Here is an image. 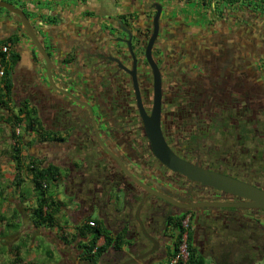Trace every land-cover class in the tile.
I'll return each instance as SVG.
<instances>
[{"label":"flooded vegetation","instance_id":"af4514ba","mask_svg":"<svg viewBox=\"0 0 264 264\" xmlns=\"http://www.w3.org/2000/svg\"><path fill=\"white\" fill-rule=\"evenodd\" d=\"M164 1L45 3L36 15L38 38L56 91L45 90L46 62L36 49H24L5 30L15 41L10 61L19 47L30 57L11 74L18 110L35 125L39 144L52 148L51 163L66 169L64 189L83 204L82 215L96 211L116 240L137 241L130 254H146L144 264L169 261L183 236L187 250L212 264H227L240 250L262 259L264 210L229 207L248 201L168 169L154 155L147 129L156 119L175 157L264 191V48L259 38L235 31L226 14L209 15L231 4L246 11L264 0ZM176 8L187 11L169 14ZM109 182L121 193L124 219L109 218L103 190ZM125 222L130 228L121 231Z\"/></svg>","mask_w":264,"mask_h":264},{"label":"crops","instance_id":"0c3cea01","mask_svg":"<svg viewBox=\"0 0 264 264\" xmlns=\"http://www.w3.org/2000/svg\"><path fill=\"white\" fill-rule=\"evenodd\" d=\"M46 10L48 12L50 8L47 7ZM249 10L244 13L245 19L250 22L254 18V12H257L255 20L262 23L259 25H262L263 31L258 40H261V47L263 45L264 48V4L251 6ZM62 18L65 19V14ZM8 40L6 32L0 30V43H7ZM14 43L12 40L11 45ZM23 48L31 51L29 46ZM26 52L19 47L15 54L16 61L9 59L4 66L5 79L10 82V93L8 99H0V244L1 241L6 242L9 239L22 242L13 245L15 249L9 251L11 262L7 263L36 264V257L40 255L41 264H119L120 261L116 262L115 259L120 242L116 240L113 228L98 218L96 211L82 215L83 204L64 189L66 169L51 163L52 148L39 144L35 125L29 122V128V123L25 122L18 110L17 97L14 96L15 87L18 86L15 84L16 80H12L11 74L15 69L19 68L21 72L25 69L30 61ZM262 53L264 54V50ZM37 84L42 88L44 83L39 81ZM3 85L0 80V89L4 93ZM23 95L21 93V97ZM16 118L21 122L16 123ZM6 123H9L8 126ZM16 128H19V134L15 133ZM14 146L19 149V169H16L12 160ZM31 162L35 166L54 167L58 172L55 179L49 181L51 184L48 182L43 186L42 196L34 190L32 175L27 168ZM51 185L53 188L50 191ZM42 199L45 205L42 207V219H38L34 211ZM90 221L94 222V227L88 226ZM10 228L16 231L8 236L6 233ZM92 239L94 247L88 250ZM25 242H29L28 245ZM43 256L49 263L42 262ZM130 257L131 254L128 255ZM125 258L121 261L126 260ZM111 259L115 261L112 262ZM5 263L6 259L0 257V264ZM166 263L168 261L164 264ZM204 264H207L206 260Z\"/></svg>","mask_w":264,"mask_h":264},{"label":"water","instance_id":"95a60500","mask_svg":"<svg viewBox=\"0 0 264 264\" xmlns=\"http://www.w3.org/2000/svg\"><path fill=\"white\" fill-rule=\"evenodd\" d=\"M56 1L59 0H0V30H13L11 36H16V43L18 45H21L22 47L33 46L34 49H36V51L38 52L39 56L43 58V60L46 62L47 91H49L50 89H54L56 91V89L52 81V67L50 64V60L45 52L44 45L41 43V41H39L38 38L40 37L38 29H41L42 27L37 23L36 15L39 12H44L43 10L45 9L43 8H45V3ZM159 16L160 11L158 7L156 15L153 19L154 34L149 40L146 52L147 59L150 58V48L158 28ZM39 81L42 83L41 80ZM42 86H44V84H42ZM155 123L156 119L154 120V124ZM153 125L151 124L152 127H148L147 136L151 142L152 151L156 158L161 162V164L166 166L171 171L183 175L192 182L200 183L203 186L211 187L248 201L247 203L243 204H231L228 205L229 207H248L264 210L263 190L231 179L229 177L200 170L181 161L169 151L161 138L157 125L155 124L154 127ZM125 175L129 177L133 182H137L135 177H133V175H131L130 173L126 172ZM103 188L106 200L110 205V213L111 215H113L109 218H112L113 220H120V218L124 219L125 216H127L124 208L118 211L119 206L117 205V201H119L121 194L119 190L114 188L112 184H110V182L108 184H105ZM141 203L142 202H140L138 208L140 207ZM215 206L222 207L224 205L217 204ZM138 208H136L135 219L137 220L138 226L143 230V225L140 218L138 217ZM122 224L123 225L121 231L125 229L129 230V222H125ZM129 241L130 240L126 238H123L120 241V245L117 248L116 253V262L120 261L119 264H144L141 260L146 257V254L139 256L132 255L133 257L128 258L131 250H134L133 248L138 251V247H140L137 241L134 240L135 242L133 241V243ZM124 257H126V260L121 261ZM115 260L111 259L112 262ZM148 264H155V262H151Z\"/></svg>","mask_w":264,"mask_h":264},{"label":"rangeland","instance_id":"374dc122","mask_svg":"<svg viewBox=\"0 0 264 264\" xmlns=\"http://www.w3.org/2000/svg\"><path fill=\"white\" fill-rule=\"evenodd\" d=\"M141 1L142 0H137V2H141ZM143 1H145V3H148V1H152V0H143ZM233 1L235 2L236 0H233ZM163 2H165V1L163 0ZM231 5L232 6L229 10L219 8L217 11H215V13L214 12L209 13V15L216 14L215 16L218 19V16H220V14L224 13L227 15L226 19H227L228 23L231 22L230 25L234 26L235 31H240L242 33V35L248 36L252 40H254L255 38H260V36L262 34L261 31H263V28H262V25H259L262 23H259L260 21L257 22V20H255V17L258 15V13L254 12V18L249 22L247 19H245V17H244L245 11L241 10L242 9V8H240L241 6L238 7V6H234L233 4H231ZM167 8H170V7L167 6ZM186 11H187V9L176 8L174 11L170 12L169 14L186 13ZM250 15L252 16V13H250ZM220 19H223V17ZM9 123H6L7 126ZM49 184H51V182H49ZM50 187H51L50 188V191H51L53 186L51 185ZM14 231H16V229L10 228L7 230L6 234L9 236ZM20 243H22V242H20ZM20 243L16 242V241H12V239L7 240L6 242L1 241V244H0V255L1 256L0 257L1 258L4 257L6 259L5 264H13V263H7L11 259V256L9 255V253H10L9 251L15 249V246H13V245H15V244L19 245ZM28 243L29 242H27V243L25 242V245H28ZM243 252H244V250H240L239 253H237L236 251H232L233 259L230 262H227V264H264V257L262 259L259 258L261 255H259V254L255 255L254 253L251 252L250 253L251 259H250V258H246L245 256H243L244 255ZM36 254L38 255V253H36ZM43 259H42L43 263H49V261L46 260L45 256H43ZM206 262H207V264H212V262H209L207 259H206ZM28 264H30V263H28ZM36 264H41L40 255L36 257Z\"/></svg>","mask_w":264,"mask_h":264},{"label":"trees","instance_id":"16d2710c","mask_svg":"<svg viewBox=\"0 0 264 264\" xmlns=\"http://www.w3.org/2000/svg\"><path fill=\"white\" fill-rule=\"evenodd\" d=\"M11 41L12 40L9 39L7 43H11ZM1 80L4 83L3 86H4L5 92L3 93L2 89H0V99H3L5 97L8 99L9 93H10V82L7 79H5V75H4V77ZM1 102L2 101L0 100V103ZM15 122L18 123V122H21V121H20V119L16 118ZM30 126H31V123H29L28 127L30 128ZM12 151H13L12 160L15 163L16 169H19L20 166H21L20 165V160H19V157H18L19 149L16 146H14ZM30 165L27 168H28L29 172L32 175L33 184H34V190L36 192H38L40 194V196H42L43 195L42 194L43 186L46 183H48L49 181H53L55 179V177L57 176L58 172H57V170L54 167H51V166H46V167H42L41 165L35 166L34 162H31ZM44 205H45V201L43 199L40 200L38 205H37V208L34 211V213H35V215H36V217L38 219H42V215H43L42 207ZM95 234L98 235V232L95 231ZM178 245H179V243H178ZM93 247H94V240L92 239L91 243H90V248L88 250L92 249ZM187 251H188V254H189V259L186 262V264H204L203 258L197 257L195 255V251L190 246L188 247ZM179 264H181V263H179Z\"/></svg>","mask_w":264,"mask_h":264},{"label":"built area","instance_id":"2783aa9c","mask_svg":"<svg viewBox=\"0 0 264 264\" xmlns=\"http://www.w3.org/2000/svg\"><path fill=\"white\" fill-rule=\"evenodd\" d=\"M261 1V0H259ZM11 51V43H0V80L4 77L5 74V65L9 61ZM15 133L19 134V128L15 129ZM89 227H94L95 224L93 221L88 223ZM188 259V251L186 247L185 237L180 240L177 251L173 255V257L166 264H186Z\"/></svg>","mask_w":264,"mask_h":264}]
</instances>
